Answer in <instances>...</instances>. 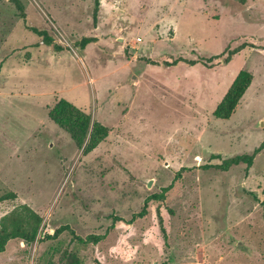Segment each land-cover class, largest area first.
Here are the masks:
<instances>
[{"label":"rangeland","instance_id":"1","mask_svg":"<svg viewBox=\"0 0 264 264\" xmlns=\"http://www.w3.org/2000/svg\"><path fill=\"white\" fill-rule=\"evenodd\" d=\"M18 1L24 18L0 0V224L42 223L0 264H264V149L209 167L264 142V0H98L96 24L94 0ZM62 99L108 129L93 151L48 119Z\"/></svg>","mask_w":264,"mask_h":264},{"label":"trees","instance_id":"2","mask_svg":"<svg viewBox=\"0 0 264 264\" xmlns=\"http://www.w3.org/2000/svg\"><path fill=\"white\" fill-rule=\"evenodd\" d=\"M17 8L21 12L22 18H24L23 6L18 0H13ZM95 7L93 12L94 24L97 22L99 3L98 0H94ZM31 32L37 35L44 44L51 46L53 45L56 51H61L62 48L53 43L48 33L43 30H38L36 28H29ZM97 40L95 38L85 37L79 42V47L83 50L89 44L95 43ZM246 48H253V46L242 44L237 49H235L231 55L238 54ZM183 62L182 59H177L172 62H162V65L168 67H174L178 63ZM153 65H160L156 62H150ZM192 66L196 65L198 62L190 61L186 62ZM252 82V76L247 71H240L234 81L232 82L230 88L224 95L221 102L216 106L213 111V117L218 120H228L234 110L236 109L239 101L242 99L244 94L249 89ZM48 119L53 122L58 128L64 130L71 137V140L81 148L86 142L87 145L85 152L93 151L101 142H103L108 137V129L101 125L99 122H94L92 118L85 114L84 112L77 109L71 103L66 100H59L52 109L48 112ZM91 128V132H89ZM264 149V142L253 152L251 155H240L228 160L223 161L221 165L209 166L213 167L218 171L227 172L230 168L239 165H246L250 167L253 163L255 156ZM146 207V206H145ZM25 210V216L27 219L21 223L13 215L6 217L0 224V252L5 249L7 242L11 239H22L27 244L32 245L38 235L42 219L32 210L28 208H23ZM145 210L139 214L143 216ZM60 230L55 232V235L59 234ZM89 240V239H88Z\"/></svg>","mask_w":264,"mask_h":264},{"label":"water","instance_id":"3","mask_svg":"<svg viewBox=\"0 0 264 264\" xmlns=\"http://www.w3.org/2000/svg\"><path fill=\"white\" fill-rule=\"evenodd\" d=\"M147 186L149 187V186H150V184H147Z\"/></svg>","mask_w":264,"mask_h":264}]
</instances>
